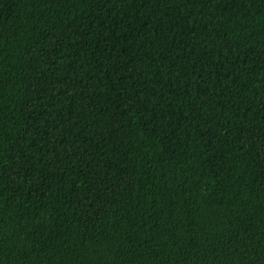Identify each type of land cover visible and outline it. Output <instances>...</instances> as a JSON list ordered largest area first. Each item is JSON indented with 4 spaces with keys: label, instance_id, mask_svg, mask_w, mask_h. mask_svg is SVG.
<instances>
[{
    "label": "trees",
    "instance_id": "obj_1",
    "mask_svg": "<svg viewBox=\"0 0 264 264\" xmlns=\"http://www.w3.org/2000/svg\"><path fill=\"white\" fill-rule=\"evenodd\" d=\"M0 264H264V0H0Z\"/></svg>",
    "mask_w": 264,
    "mask_h": 264
}]
</instances>
